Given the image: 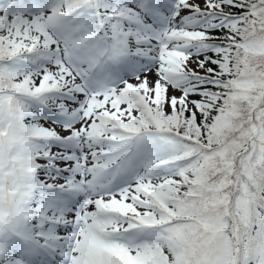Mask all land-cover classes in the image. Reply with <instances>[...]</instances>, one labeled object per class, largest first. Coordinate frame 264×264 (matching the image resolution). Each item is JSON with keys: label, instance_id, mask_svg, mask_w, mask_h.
Here are the masks:
<instances>
[{"label": "snow or ice", "instance_id": "obj_1", "mask_svg": "<svg viewBox=\"0 0 264 264\" xmlns=\"http://www.w3.org/2000/svg\"><path fill=\"white\" fill-rule=\"evenodd\" d=\"M0 264H264V0H0Z\"/></svg>", "mask_w": 264, "mask_h": 264}]
</instances>
